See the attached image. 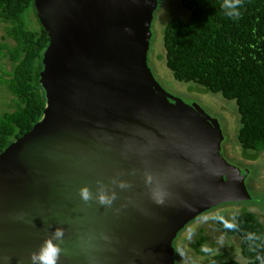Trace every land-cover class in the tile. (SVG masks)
Segmentation results:
<instances>
[{
    "label": "water",
    "instance_id": "95a60500",
    "mask_svg": "<svg viewBox=\"0 0 264 264\" xmlns=\"http://www.w3.org/2000/svg\"><path fill=\"white\" fill-rule=\"evenodd\" d=\"M151 1L33 0L45 107L0 153V264H31L46 237L56 264H174L188 220L249 197L217 121L155 85Z\"/></svg>",
    "mask_w": 264,
    "mask_h": 264
},
{
    "label": "trees",
    "instance_id": "16d2710c",
    "mask_svg": "<svg viewBox=\"0 0 264 264\" xmlns=\"http://www.w3.org/2000/svg\"><path fill=\"white\" fill-rule=\"evenodd\" d=\"M178 1L186 13L171 17L163 25L164 65L173 79L190 81L202 92L220 93L233 100L238 116L235 138L240 148L243 152L264 151V0H242L238 19L224 14L223 0ZM0 22V60L10 63L8 70L0 68V86L11 96L10 109L0 111L1 153L43 115L45 97L39 72L49 38L34 14L33 0H0ZM235 215L239 231H229L219 222H215V227L222 236L237 238L240 259L224 252L212 260L224 259L217 264H259L256 255H264V248L250 251L245 234L256 232L264 236V216L259 219L256 213L245 209ZM205 241L199 230L192 244L196 254H207L201 251Z\"/></svg>",
    "mask_w": 264,
    "mask_h": 264
},
{
    "label": "rangeland",
    "instance_id": "374dc122",
    "mask_svg": "<svg viewBox=\"0 0 264 264\" xmlns=\"http://www.w3.org/2000/svg\"><path fill=\"white\" fill-rule=\"evenodd\" d=\"M186 13L178 0H152L150 7L148 48L145 53L146 64L150 70L151 77L155 85L161 90L168 101H179L186 106L194 108L193 102L214 121H217L221 129L222 140L221 153L224 159L231 165L239 168L244 173L243 182L249 195L248 198L240 201H228L216 204L204 210L192 220L184 229L176 234L173 239L175 264H217L221 260H212L215 255H198L192 249L196 234L202 230L205 244L213 245L218 249V254H227L234 259H240L237 247V238L223 236V244L217 243V238L222 236L215 227V221L201 223L204 215L220 211L225 217L231 219L240 209H245L256 213L259 219L264 216V151L245 150L240 148L236 141L235 134L238 127L237 113L233 100L225 99L220 93L202 92L198 90V85L192 82H180L173 79L170 71L164 65L162 47V29L164 23L171 17H183ZM32 24L34 25L35 22ZM149 23V22H148ZM3 33V23L0 22V35ZM0 68L8 70L10 63L0 60ZM11 96L3 86H0V111L10 109ZM189 229H195V235L191 241L187 239Z\"/></svg>",
    "mask_w": 264,
    "mask_h": 264
},
{
    "label": "clouds",
    "instance_id": "9594fccd",
    "mask_svg": "<svg viewBox=\"0 0 264 264\" xmlns=\"http://www.w3.org/2000/svg\"><path fill=\"white\" fill-rule=\"evenodd\" d=\"M242 7V0H223L221 8L224 11V14L233 19H238L241 16L240 8ZM82 196L87 199L89 194L87 189H82ZM102 202H107L105 197L101 196ZM158 203H162V200H158ZM209 221H215L221 223L225 229L229 231H239V225L236 223V215H233L231 219L225 218V216L217 211L208 215H204L201 218V223H208ZM53 235L60 239L63 236L61 229H56ZM195 235V229H189L187 239L189 241ZM224 237L220 236L217 238L218 244H223ZM245 240L248 242L249 250L256 252L257 249L264 248V236L257 234L256 232H248L245 234ZM259 242V243H258ZM61 249L55 243H53L51 238H45L44 242L39 246V250L36 252L30 253L31 264H56V261L59 257ZM201 251L209 255L218 254V249H214L211 246L204 244L201 245ZM256 260L259 264H264V255L257 253Z\"/></svg>",
    "mask_w": 264,
    "mask_h": 264
},
{
    "label": "flooded vegetation",
    "instance_id": "af4514ba",
    "mask_svg": "<svg viewBox=\"0 0 264 264\" xmlns=\"http://www.w3.org/2000/svg\"><path fill=\"white\" fill-rule=\"evenodd\" d=\"M221 149H222V148H221V145H220V151H221ZM220 153H221V152H220ZM221 155H222V153H221ZM222 156H223V155H222Z\"/></svg>",
    "mask_w": 264,
    "mask_h": 264
}]
</instances>
